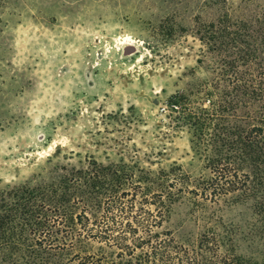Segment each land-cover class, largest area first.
<instances>
[{
  "label": "rangeland",
  "instance_id": "rangeland-1",
  "mask_svg": "<svg viewBox=\"0 0 264 264\" xmlns=\"http://www.w3.org/2000/svg\"><path fill=\"white\" fill-rule=\"evenodd\" d=\"M256 5L0 0V264H37L30 243L52 264L99 253L76 218L90 227L126 192L135 209L146 199L152 212L160 195L157 231L179 245L227 227L237 255L261 259L243 193L217 203L192 194L208 173L189 124L209 107L207 86L217 92L223 60L202 42L205 28L253 15ZM11 233L17 238L4 240Z\"/></svg>",
  "mask_w": 264,
  "mask_h": 264
},
{
  "label": "trees",
  "instance_id": "trees-1",
  "mask_svg": "<svg viewBox=\"0 0 264 264\" xmlns=\"http://www.w3.org/2000/svg\"><path fill=\"white\" fill-rule=\"evenodd\" d=\"M253 1L258 9L253 15L232 22L227 14L205 28L202 42L223 60L216 74L217 92L206 89L209 107L189 118L193 145L203 151L208 173L191 192L210 203L228 202L231 195L243 193L251 201L252 232L264 241V4ZM129 196L126 192L108 200L90 227L84 225L88 217L77 216L83 235L100 247L93 255H75L80 257L76 264H264V252L259 261L237 255L234 231L227 227L223 236L207 230L192 248L177 244L170 234L157 231L164 218L161 196L152 203L154 212L145 208L146 199L135 209V198ZM40 225L42 234L47 227ZM36 230L30 223V235ZM15 238L17 233H11L4 240ZM30 244L27 256L37 264H52Z\"/></svg>",
  "mask_w": 264,
  "mask_h": 264
},
{
  "label": "water",
  "instance_id": "water-1",
  "mask_svg": "<svg viewBox=\"0 0 264 264\" xmlns=\"http://www.w3.org/2000/svg\"><path fill=\"white\" fill-rule=\"evenodd\" d=\"M131 51H132L131 48H124L123 49V55L124 56L129 55L130 53H132Z\"/></svg>",
  "mask_w": 264,
  "mask_h": 264
}]
</instances>
